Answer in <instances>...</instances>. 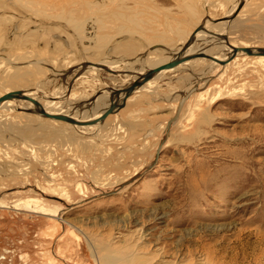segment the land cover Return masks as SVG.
<instances>
[{
  "label": "rangeland",
  "instance_id": "rangeland-1",
  "mask_svg": "<svg viewBox=\"0 0 264 264\" xmlns=\"http://www.w3.org/2000/svg\"><path fill=\"white\" fill-rule=\"evenodd\" d=\"M207 23L223 34L196 35L193 52L264 47V0H0V96L24 90L51 113L89 116ZM256 56L168 69L91 127L23 99L0 107V264H264ZM16 73L27 83H8Z\"/></svg>",
  "mask_w": 264,
  "mask_h": 264
},
{
  "label": "water",
  "instance_id": "water-1",
  "mask_svg": "<svg viewBox=\"0 0 264 264\" xmlns=\"http://www.w3.org/2000/svg\"><path fill=\"white\" fill-rule=\"evenodd\" d=\"M217 22H220V21H217ZM204 30H206L205 25L204 24H200L191 33L189 39L186 41V43L182 47V50L178 53V55L176 57H174L173 59H171L169 61H166V62H164V63H162L160 65H157V66L149 69L147 72L141 74L137 79H135V81L132 82L129 86H127L125 88H121V89H116L114 91L113 95H112L110 106L108 108H106L99 115V117H96L94 119L81 120V119L75 118V117H73L71 115L64 114V113H51L45 108V106L38 99H36L34 97H31L29 95H26L24 90L9 91V92L5 93L4 95L0 96V105H1L2 102L8 101V100H11V99H25V100L30 101L31 103H33L37 107L38 112L40 114H42L43 116L47 117V118L55 119V120H61V121H65V122H68V123H71V124H77V125H81V126L95 125V124H97L99 122H103L104 120H106V118L109 115H111L113 113H116L120 109L125 107L128 99L130 98V96L137 89H139L141 86L146 84L157 73H159V72H161L163 70L172 69V68L178 66L179 64H181L183 62H186L188 60L195 59V58L210 59V60H213L215 62L220 63L223 66H226V64L228 62L233 60L241 52L247 53L249 55H264V47H250V46L233 47V52L226 59H218L215 55H212V54L207 53L205 51H197V52L190 53V54L186 53V51L194 43L195 37L198 34V32L204 31ZM212 34L215 35V33H212ZM155 48H157V47H154L153 49H155ZM100 66H103V67L105 66V68H106V65H102L101 64ZM109 70L111 72H113V73L116 72L115 70H112V69H109ZM197 90H198V86H193V87H191L189 89V91H187L181 97V99H180V101L178 103V106H177L175 114L167 122V126H166L167 133L170 132L172 124L175 123L179 119V117H180V115L182 113V110H183V108L185 106L186 101ZM121 95H123V97H121ZM114 96H116L117 98L115 99ZM163 145H164V141H162L160 143V145L158 146L157 158L159 157V155H160V153L162 151V146Z\"/></svg>",
  "mask_w": 264,
  "mask_h": 264
},
{
  "label": "bare ground",
  "instance_id": "bare-ground-1",
  "mask_svg": "<svg viewBox=\"0 0 264 264\" xmlns=\"http://www.w3.org/2000/svg\"><path fill=\"white\" fill-rule=\"evenodd\" d=\"M241 1V0H240ZM187 12L191 15V17H194V9L190 6V8L188 7V9H187ZM231 14H232V11H230V16H231ZM118 18V17H117ZM212 18V17H211ZM124 20V19H123ZM69 22H71L72 23V20H68ZM128 22H131L130 21V19L129 20H127ZM207 22H208V20H206ZM210 21V20H209ZM74 22V21H73ZM133 23V25L134 26H136V27H138V25L135 23V21L134 22H132ZM215 23V22H214ZM218 23H221V22H218ZM217 23V24H218ZM132 25V26H133ZM219 25V24H218ZM131 26V27H132ZM211 26V27H210ZM135 27V28H136ZM207 27H210L209 29L207 28ZM77 28V27H76ZM134 28V27H133ZM79 29V28H78ZM211 29V30H210ZM212 31V32H214V33H218V34H223V31H222V27L221 26H217V25H211V24H208L207 23V25H206V30L205 31H200V32H198V34H197V38H199V37H201V38H199V40H202V39H204V38H206V34H208V35H210V33H209V31ZM180 32V33H179ZM182 31H177V35H180V36H182L183 34L181 33ZM213 37H215V36H213ZM216 38V40L218 39L217 37H215ZM214 39V38H213ZM150 40V39H149ZM215 40V39H214ZM220 41V40H219ZM101 42V41H100ZM206 42H209L208 40L206 41ZM211 42V41H210ZM195 43V42H194ZM194 43L190 46V48L186 51V53H188V54H190V53H194L193 51H195L194 50V47H195V45H197V44H195L194 45ZM194 45V46H193ZM214 46V45H213ZM204 46H201L200 47V50H201V48H203ZM228 49V51H229V53L223 58V59H226V57L233 51V47H235V45H232V44H230L229 45V48L227 47V46H223V47H219V46H215V47H212V48H210V50H209V52L208 53H210V54H212V55H215L217 58H219L218 57V54H220V55H223L224 53H226V48ZM223 49V50H222ZM204 50V49H203ZM127 51V50H126ZM181 51V50H180ZM179 51V52H180ZM223 51V52H222ZM242 53V52H241ZM240 54V53H239ZM222 57V56H221ZM257 58H259V60H264V55H257L256 56ZM196 59H199V58H195V59H192V60H188V61H186V62H183V63H181V64H179L178 66H181V65H183V64H188V63H191V62H193L194 60H196ZM200 59H205L206 60V58H200ZM166 60L167 59H165V58H163V57H161V56H158V55H156L155 53H154V55L153 56H150L148 59H147V61H146V65H148L150 68H153V67H155V66H157V65H160V64H162V63H164V62H166ZM215 63V62H214ZM213 64V63H212ZM178 66H176V67H178ZM147 67V66H146ZM113 69H115V67H113ZM164 71H166V70H163V71H161V72H159V73H157L151 80H149L146 84H144L143 86H141L140 88H143V87H145V86H147V84H149L150 82H152L153 80H154V78L156 79V77H158L162 72H164ZM143 74V73H142ZM28 77H27V74L26 73H24V74H21V73H16V74H14V75H12L10 78H9V80H7V82L8 83H10V84H12V85H19L20 83L21 84H25V83H27V81H28V79H27ZM136 78V77H135ZM31 79V78H30ZM139 88V89H140ZM31 93H27V95H30ZM32 95V94H31ZM121 97H123V95H121ZM23 100H25V99H23ZM15 101H18L17 99H12V100H8V101H4V102H2L1 103V105H0V107H3V108H5L4 106H6L7 105V108H9V106L8 105H13L14 103H18V102H15ZM27 101V100H26ZM105 101V97H101V98H99L98 99V101L95 103V104H93V107H92V109H90V114H89V116H88V112H82V114H80V115H78L77 117H78V119H81V120H88V119H93V118H95L96 116H98V115H100V112L101 111H103V110H105L106 108H107V103H105L104 102ZM21 102V101H20ZM27 102H30V101H27ZM31 103V102H30ZM19 104V103H18ZM20 105V104H19ZM21 106V105H20ZM19 106V107H20ZM27 106V105H26ZM46 107V106H45ZM48 107V106H47ZM95 107H96V110H95ZM18 108V107H17ZM25 108V107H24ZM102 108H104V109H102ZM11 109V108H10ZM49 112H50V110H54L51 106L50 107H48V108H46ZM57 112H59V111H57ZM81 112V111H80ZM79 112V113H80ZM59 113H61V112H59ZM95 113V114H94ZM93 116V117H92ZM28 120H30V117H26ZM76 127H91V125H89V126H81V125H78V126H76ZM164 147V145L162 146V148Z\"/></svg>",
  "mask_w": 264,
  "mask_h": 264
},
{
  "label": "flooded vegetation",
  "instance_id": "flooded-vegetation-1",
  "mask_svg": "<svg viewBox=\"0 0 264 264\" xmlns=\"http://www.w3.org/2000/svg\"><path fill=\"white\" fill-rule=\"evenodd\" d=\"M95 110H96V107H95ZM95 114V113H94ZM93 117V116H92Z\"/></svg>",
  "mask_w": 264,
  "mask_h": 264
}]
</instances>
